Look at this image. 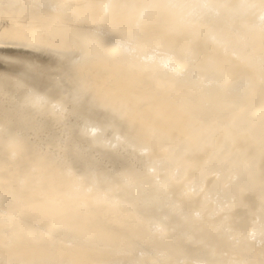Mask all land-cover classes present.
Returning a JSON list of instances; mask_svg holds the SVG:
<instances>
[{
    "label": "bare ground",
    "instance_id": "1",
    "mask_svg": "<svg viewBox=\"0 0 264 264\" xmlns=\"http://www.w3.org/2000/svg\"><path fill=\"white\" fill-rule=\"evenodd\" d=\"M0 264H264V0H0Z\"/></svg>",
    "mask_w": 264,
    "mask_h": 264
}]
</instances>
